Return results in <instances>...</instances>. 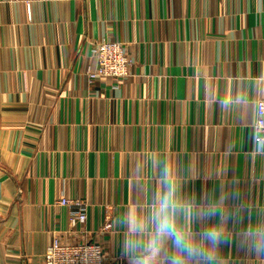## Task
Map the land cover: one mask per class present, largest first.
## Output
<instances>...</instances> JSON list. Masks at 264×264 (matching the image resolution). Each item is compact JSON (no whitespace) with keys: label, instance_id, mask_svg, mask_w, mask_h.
I'll return each mask as SVG.
<instances>
[{"label":"crops","instance_id":"obj_1","mask_svg":"<svg viewBox=\"0 0 264 264\" xmlns=\"http://www.w3.org/2000/svg\"><path fill=\"white\" fill-rule=\"evenodd\" d=\"M103 38L129 43L117 90L87 80ZM263 96L264 0H0V264H42L71 238L63 197L89 204V234L112 218L107 264H127L165 179L197 203L237 191L227 205L250 211L227 222L220 264H264L239 243L264 222Z\"/></svg>","mask_w":264,"mask_h":264},{"label":"clouds","instance_id":"obj_2","mask_svg":"<svg viewBox=\"0 0 264 264\" xmlns=\"http://www.w3.org/2000/svg\"><path fill=\"white\" fill-rule=\"evenodd\" d=\"M257 154H264V144ZM237 196L233 190L197 203L195 195L182 196L178 185L165 179L164 191L153 198L145 219L135 222L125 244L127 264H220L221 248L233 242L227 222L250 211L244 204L227 205ZM239 243L264 257V222L248 225Z\"/></svg>","mask_w":264,"mask_h":264},{"label":"built area","instance_id":"obj_3","mask_svg":"<svg viewBox=\"0 0 264 264\" xmlns=\"http://www.w3.org/2000/svg\"><path fill=\"white\" fill-rule=\"evenodd\" d=\"M28 19L32 18L30 2L26 1ZM89 52L96 59L94 69L87 71L88 83L110 79L117 90L121 83L132 77L133 61L128 42L103 38L89 44ZM256 118L252 125V144L264 142V96L256 101ZM59 206L69 210L70 239L55 235L42 258V264H107V251L103 242L112 233L114 224L110 216L94 233L84 229L88 221L89 204L79 198L63 197Z\"/></svg>","mask_w":264,"mask_h":264}]
</instances>
